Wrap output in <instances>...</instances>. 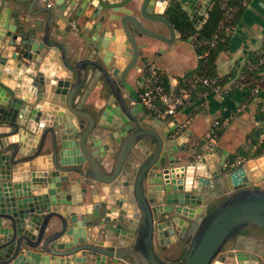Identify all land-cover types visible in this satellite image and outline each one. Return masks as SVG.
I'll return each mask as SVG.
<instances>
[{
    "label": "water",
    "instance_id": "obj_1",
    "mask_svg": "<svg viewBox=\"0 0 264 264\" xmlns=\"http://www.w3.org/2000/svg\"><path fill=\"white\" fill-rule=\"evenodd\" d=\"M159 1L0 0V264L264 262L243 245L264 232L254 160L213 161L140 101L137 39L177 40Z\"/></svg>",
    "mask_w": 264,
    "mask_h": 264
},
{
    "label": "crops",
    "instance_id": "obj_2",
    "mask_svg": "<svg viewBox=\"0 0 264 264\" xmlns=\"http://www.w3.org/2000/svg\"><path fill=\"white\" fill-rule=\"evenodd\" d=\"M184 9L185 4L190 0H179ZM12 6V3L10 4ZM133 14L138 15L134 4L129 5ZM25 17L27 20H33L28 15L25 7L19 12V19ZM57 23L63 26L59 20ZM151 29L167 34L166 29L157 28L153 24ZM177 40L167 46L165 43L147 37L138 38V42H145L150 50H145L146 55L155 56L157 50H162L156 56V66L162 71L163 76L169 85H179V79L192 72L198 63V56L195 53L193 43L188 39H182L179 32L175 29ZM264 53V0H250L240 21L232 29L231 36L223 50H221L215 60L217 78L221 80L223 76L231 70H236L234 78H229L222 85H216L215 88H203L202 91L193 93L191 98L183 105L172 118H160L167 121L168 124L176 121L178 126L185 130H190L192 139L199 143L207 136L215 120H219L221 133L217 136L216 142L212 146L218 149L213 153V161L219 162L224 157H230L237 153L239 148L245 152H253L256 145H250V131L264 122V73H259L255 88L252 90V99L242 97V87L239 82L240 68L249 67L250 54ZM135 76V75H134ZM133 82V75L130 77ZM256 82V81H255ZM95 99V94L91 93L86 100V106H90ZM259 140L261 138L259 137ZM264 152V151H263ZM181 156H185L180 153ZM264 156V153L261 155ZM259 157V156H258ZM256 158H237L241 163L248 160H254L249 165L247 177L251 176L252 182H256L261 174L264 175V159L257 162ZM185 160L181 164H185ZM221 199L215 201L219 202ZM214 203V204H215ZM247 235L243 245L250 250L255 249L260 257L264 258V232L252 226L243 232ZM172 255L170 258H175ZM262 258V259H263ZM264 261V259H263ZM264 264V262L260 263Z\"/></svg>",
    "mask_w": 264,
    "mask_h": 264
},
{
    "label": "trees",
    "instance_id": "obj_3",
    "mask_svg": "<svg viewBox=\"0 0 264 264\" xmlns=\"http://www.w3.org/2000/svg\"><path fill=\"white\" fill-rule=\"evenodd\" d=\"M245 1V3H244ZM210 6L207 10V16L200 26L196 28L195 17H190L188 11L183 9L179 2L171 1L167 9V16L173 27L179 32L182 39H188L189 35L196 34L192 40L194 50L198 56V63L195 69L179 79L181 83L184 78L191 76L192 74H202L209 77L212 80V85H222L229 78H234L236 70H231L228 74L220 79L217 78L215 60L218 53L224 49L225 44L229 40L232 29L240 21L244 11L247 8L250 0H210ZM227 14L230 17H227ZM224 26H229L231 31L226 34ZM217 35L215 43L210 46L207 41L213 39V36ZM249 67L242 66L241 76L239 82L242 89V97L244 100L252 99V90L255 88L259 73H264V53L256 54L252 52L249 56ZM163 83L166 84V79L162 74ZM256 81V82H255ZM202 87L198 88L194 93L201 92ZM221 133L218 128L217 136ZM250 145H256V149L249 153L245 152L242 148L237 150V153L232 155L228 161V164L234 163L237 158L247 159L261 156L264 152V122L254 127L249 133ZM259 137L261 140H259Z\"/></svg>",
    "mask_w": 264,
    "mask_h": 264
},
{
    "label": "built area",
    "instance_id": "obj_4",
    "mask_svg": "<svg viewBox=\"0 0 264 264\" xmlns=\"http://www.w3.org/2000/svg\"><path fill=\"white\" fill-rule=\"evenodd\" d=\"M210 0H190L188 2L187 8L190 17H195L196 25L198 29L204 22L207 16V10L210 6ZM245 3V1H244ZM198 10V13L196 11ZM227 17H230L227 14ZM73 28H77L76 23H72ZM226 34L231 31L229 26L223 27ZM196 34L189 35V40L195 38ZM217 35L213 36V39L207 41L210 46H213ZM193 43V42H192ZM162 71L156 67H150L147 71L145 77L138 81L140 87V101L143 104L144 109H146L151 114L159 118H172L177 113V111L185 105V103L191 98L192 94L200 87L202 88H215L212 85V80L202 74H192L189 77L183 79L181 83L175 86H170L168 82L164 85L162 78ZM221 123L219 120H215L212 124L210 132L206 136L207 144L212 146L215 144L217 139V131ZM240 160H236L233 165L240 164Z\"/></svg>",
    "mask_w": 264,
    "mask_h": 264
},
{
    "label": "flooded vegetation",
    "instance_id": "obj_5",
    "mask_svg": "<svg viewBox=\"0 0 264 264\" xmlns=\"http://www.w3.org/2000/svg\"><path fill=\"white\" fill-rule=\"evenodd\" d=\"M171 1H177V2H179V4L181 5V7L184 9V6L182 5V3L179 1V0H162V1H159L158 2V5H157V7H156V10L157 11H161V13L168 19V16H167V9H168V7H169V4L171 3ZM186 10V9H185ZM139 15V14H138ZM140 19L142 20V22H143V24L146 26V27H148V28H151V26H150V24L152 25H154V26H156L157 28H162V29H166L167 30V28L165 27V25L164 24H162L161 22H157V21H152V20H147V19H145V18H142L141 16H140ZM170 22V21H169ZM173 26V25H172ZM156 30V29H155ZM157 31V30H156ZM168 31V30H167ZM159 32V31H158ZM162 50H157V52L158 53H162L161 52ZM156 56L157 55H155V56H153V57H151L150 59H149V61H148V65L146 66V68L144 69V70H142L141 71V74L139 75V80L140 79H142L143 77H145L146 76V74H147V71L149 70V68L150 67H156L157 69H159L157 66H156ZM138 80V81H139ZM136 90H137V92H138V94H140V87H139V85H138V83H137V85H136Z\"/></svg>",
    "mask_w": 264,
    "mask_h": 264
},
{
    "label": "clouds",
    "instance_id": "obj_6",
    "mask_svg": "<svg viewBox=\"0 0 264 264\" xmlns=\"http://www.w3.org/2000/svg\"><path fill=\"white\" fill-rule=\"evenodd\" d=\"M201 170H203V166H200ZM180 170L177 169V172H179ZM193 171V169H189V172L191 173ZM189 183H191V180L189 181Z\"/></svg>",
    "mask_w": 264,
    "mask_h": 264
},
{
    "label": "rangeland",
    "instance_id": "obj_7",
    "mask_svg": "<svg viewBox=\"0 0 264 264\" xmlns=\"http://www.w3.org/2000/svg\"><path fill=\"white\" fill-rule=\"evenodd\" d=\"M185 8H186V10L188 11L189 9L187 8V6H188V2L185 4ZM189 13V12H188ZM196 13H198V10L196 11ZM190 14V13H189Z\"/></svg>",
    "mask_w": 264,
    "mask_h": 264
}]
</instances>
